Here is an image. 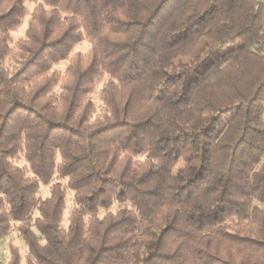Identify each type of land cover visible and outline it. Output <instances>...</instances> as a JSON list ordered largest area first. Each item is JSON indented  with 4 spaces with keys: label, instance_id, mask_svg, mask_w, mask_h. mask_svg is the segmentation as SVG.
I'll return each instance as SVG.
<instances>
[{
    "label": "trees",
    "instance_id": "1",
    "mask_svg": "<svg viewBox=\"0 0 264 264\" xmlns=\"http://www.w3.org/2000/svg\"><path fill=\"white\" fill-rule=\"evenodd\" d=\"M255 202L264 1L0 0V239L19 224L26 264H264Z\"/></svg>",
    "mask_w": 264,
    "mask_h": 264
},
{
    "label": "rangeland",
    "instance_id": "2",
    "mask_svg": "<svg viewBox=\"0 0 264 264\" xmlns=\"http://www.w3.org/2000/svg\"><path fill=\"white\" fill-rule=\"evenodd\" d=\"M28 7L32 11L34 8V4L28 3ZM29 18H30L29 16L26 17L24 19V21L21 23V25L13 31V37L15 40L19 39L20 37H22L25 34V31H26L27 26H28ZM89 45L90 44H89L88 40H84L81 44H79L76 47V51H80V52L85 53V52H87ZM65 66H66V63L63 62L62 64L59 65V69L64 70ZM100 85L101 84H99L97 91H99ZM94 98H95L96 103L99 104L98 93H96L94 95ZM49 187H50L49 185L48 186H42V188L40 190L41 197H47L49 195ZM72 195H73L72 193H69L68 207L71 204V200L73 197ZM255 204H257L260 208L264 209V203L255 202ZM68 213H69V210H66L65 215H64V223H67ZM19 226H20L19 224H16V223L13 224L10 233L6 237L0 239V261L2 262V264L8 263V260L10 258L11 246L17 247L19 249L20 254H21V258H22L21 264H26V257H27L28 249H27V246H26V244L23 240V237L19 231ZM250 227L254 229V232L257 230L255 224H253Z\"/></svg>",
    "mask_w": 264,
    "mask_h": 264
},
{
    "label": "crops",
    "instance_id": "3",
    "mask_svg": "<svg viewBox=\"0 0 264 264\" xmlns=\"http://www.w3.org/2000/svg\"><path fill=\"white\" fill-rule=\"evenodd\" d=\"M262 1H264V0H262Z\"/></svg>",
    "mask_w": 264,
    "mask_h": 264
}]
</instances>
